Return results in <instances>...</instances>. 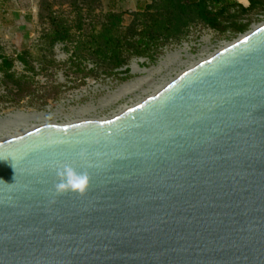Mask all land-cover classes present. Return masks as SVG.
I'll return each instance as SVG.
<instances>
[{
	"label": "water",
	"instance_id": "water-1",
	"mask_svg": "<svg viewBox=\"0 0 264 264\" xmlns=\"http://www.w3.org/2000/svg\"><path fill=\"white\" fill-rule=\"evenodd\" d=\"M65 163L84 195L54 194ZM0 264H264V23L116 116L1 140Z\"/></svg>",
	"mask_w": 264,
	"mask_h": 264
},
{
	"label": "rangeland",
	"instance_id": "rangeland-1",
	"mask_svg": "<svg viewBox=\"0 0 264 264\" xmlns=\"http://www.w3.org/2000/svg\"><path fill=\"white\" fill-rule=\"evenodd\" d=\"M149 2L150 12L136 10L131 0H0V130L23 121L40 124L32 120L40 114L49 123L113 116L150 94L154 83L175 78L193 62L264 23V7L238 15L239 23L249 25L245 33L233 28L218 32L194 23L183 39H162L114 71L95 56H75V44L50 47L44 39L51 15L75 28L80 10L86 31L100 28L109 13L122 15L125 31L142 29L159 10V0ZM238 2L249 6L247 0ZM2 56L12 62L9 75ZM131 88L133 92L123 94ZM85 109L90 111L81 113Z\"/></svg>",
	"mask_w": 264,
	"mask_h": 264
},
{
	"label": "trees",
	"instance_id": "trees-1",
	"mask_svg": "<svg viewBox=\"0 0 264 264\" xmlns=\"http://www.w3.org/2000/svg\"><path fill=\"white\" fill-rule=\"evenodd\" d=\"M247 2L248 7L237 0H159L158 12L150 15L142 29L133 27L127 31L122 26L121 14H107L100 28H92L90 31L84 29L82 10L78 14L79 22L75 28L67 21L51 15V26L44 39L50 47L56 44H75V56H95L114 71L126 66L131 55H142L144 50L162 39H183L194 23H202L218 32L233 28L238 33H245L249 25L239 23L238 15L264 7V0ZM152 9L149 5L146 7L149 12ZM1 59L9 75L12 62L4 56ZM19 60L28 64L23 56Z\"/></svg>",
	"mask_w": 264,
	"mask_h": 264
},
{
	"label": "clouds",
	"instance_id": "clouds-1",
	"mask_svg": "<svg viewBox=\"0 0 264 264\" xmlns=\"http://www.w3.org/2000/svg\"><path fill=\"white\" fill-rule=\"evenodd\" d=\"M50 118V117H49ZM79 159L87 160L86 150H81L78 154ZM57 183L54 184V194L59 196L66 192L84 195L90 186V174L85 170H78L71 164L65 163L55 168Z\"/></svg>",
	"mask_w": 264,
	"mask_h": 264
},
{
	"label": "bare ground",
	"instance_id": "bare-ground-1",
	"mask_svg": "<svg viewBox=\"0 0 264 264\" xmlns=\"http://www.w3.org/2000/svg\"><path fill=\"white\" fill-rule=\"evenodd\" d=\"M227 45H229V44H227ZM227 45H226V46H227ZM223 48H224V47H223ZM221 49H222V48H221ZM216 52H218V51H216ZM212 55H213V54H209L207 57H205V58H201L199 61H195V62H193L191 65L187 66V68H186L185 70L191 68L192 66H194V65H196L197 63H199V62H201V61L207 59L208 57H210V56H212ZM176 62H177V61H176ZM177 64H178V63H177ZM180 64H184V63L181 61ZM174 66H175V65H174ZM171 67H172V66H171ZM182 72H184V71H180V72L176 75V77H177L178 75H180ZM176 77H175V78H176ZM173 79H174V78L170 79L169 81H164V82L159 81V82L154 83V84L152 85V87H151L152 90L150 91V92H151L150 94H148V95H147L146 97H144V98L139 99L136 103H133L131 106L124 107L123 109H121V110L119 111V113H117V114H115V115H113V116H116V115L120 114L121 112H123V111L126 110L127 108H130V107H132V106L138 104V103L141 102L142 100L146 99L147 97H149V96L155 94V93L158 92L160 89H162L165 85H167L169 82H171ZM135 89H136V88H135ZM132 90H133L132 88H131V89H126L125 91H123V94L125 95V94L128 93L129 91L133 92ZM144 92H147V90L144 91ZM117 98H119V96H118ZM117 98H116V99H117ZM92 109L94 110L95 108H92ZM88 111H90V109H85V110H83L81 113H86V112H88ZM57 115H60V112H59L58 114H54L53 116L56 117ZM32 120H35V121H37V122H41V123H40V124H32V125H31V124H30L31 121H23V122L17 123V124L14 125V126L3 128V129L0 130V135H2V136H0V141L3 140V139H7V138H9V137H13V136L19 135V134H21V133H24V132H26V131H29V130L35 128V127L42 126V125H47V124H51V123L48 122V119L45 118V115H44V114L35 115V116L33 117ZM54 123H55V122H54Z\"/></svg>",
	"mask_w": 264,
	"mask_h": 264
},
{
	"label": "crops",
	"instance_id": "crops-1",
	"mask_svg": "<svg viewBox=\"0 0 264 264\" xmlns=\"http://www.w3.org/2000/svg\"><path fill=\"white\" fill-rule=\"evenodd\" d=\"M113 1L115 2L116 0H113ZM131 1H134L136 10H141V11L146 9V7L150 3L149 0H131Z\"/></svg>",
	"mask_w": 264,
	"mask_h": 264
}]
</instances>
